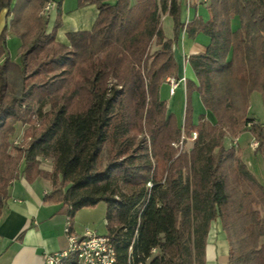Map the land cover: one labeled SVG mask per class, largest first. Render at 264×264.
Masks as SVG:
<instances>
[{
	"label": "trees",
	"instance_id": "trees-1",
	"mask_svg": "<svg viewBox=\"0 0 264 264\" xmlns=\"http://www.w3.org/2000/svg\"><path fill=\"white\" fill-rule=\"evenodd\" d=\"M50 1L0 0V214L12 179L40 176L51 186L44 200L61 203L71 219L105 203L114 264H204L216 219L228 264H264V181L224 143L226 133L249 132L264 161V120L248 112L253 92L264 106V0H201L208 17L187 22L182 0H77L98 13L89 30L66 34L68 46L56 41L60 13L50 30L40 13ZM182 32L208 42L187 56L196 83L185 79L179 125L159 88L176 78ZM9 35L19 41L16 58ZM193 91L213 123L203 114L192 121ZM192 131L189 146L174 145Z\"/></svg>",
	"mask_w": 264,
	"mask_h": 264
},
{
	"label": "crops",
	"instance_id": "crops-1",
	"mask_svg": "<svg viewBox=\"0 0 264 264\" xmlns=\"http://www.w3.org/2000/svg\"><path fill=\"white\" fill-rule=\"evenodd\" d=\"M182 1L184 22L192 16H201L203 19L208 17L204 5L187 7L185 0ZM50 2L52 7L48 11L47 28L50 30L57 14L60 13L61 24L56 31V41L67 46L66 34L68 32L89 30L97 17V8L92 3L80 6L77 0H51ZM164 16L166 15L162 17ZM9 42H11V47H8L9 54L12 58H16L19 41L8 36L7 43ZM207 42L208 37L204 34L198 33L190 38L186 32H182L174 48V56L177 61L175 79L184 77V80L179 82L172 94L169 91V82L166 80L159 88V97L165 100L167 113L174 114L179 125H182L184 116L185 79L196 83L187 56L192 52L203 50ZM191 103L194 123L197 122L200 114L212 123L215 121L213 115L203 106L196 91L191 93ZM246 147H249L248 142L247 145L240 146L241 159L254 175L261 173L257 161L261 165L259 158L262 157L257 159L256 153L253 150V153L245 150ZM40 166L49 170L51 161L44 159ZM257 178L264 181V173ZM50 191L49 180L40 176L28 179L20 173L9 182L7 197L0 214V264H43L44 252H52L65 247L63 227L66 220V209L61 203L44 200V196ZM72 225L75 229L81 230L75 225L74 219ZM204 264H228V243L218 219L212 221L208 229L204 247Z\"/></svg>",
	"mask_w": 264,
	"mask_h": 264
},
{
	"label": "built area",
	"instance_id": "built-area-1",
	"mask_svg": "<svg viewBox=\"0 0 264 264\" xmlns=\"http://www.w3.org/2000/svg\"><path fill=\"white\" fill-rule=\"evenodd\" d=\"M201 0H185L186 6L189 7L190 3L198 4ZM206 1V0H203ZM52 7L51 2L46 3L41 9L40 13H48ZM184 77L174 79L167 77L166 81L169 82V91L172 94L174 89L182 82ZM253 122H248L247 126ZM20 135L15 137L12 141L17 144L21 139ZM196 132L192 131L189 137L183 134L177 143H174L179 149L182 148L185 139H195ZM20 137V138H18ZM224 143L226 147L236 150L239 146L238 136H232L228 133L224 135ZM249 147L254 150L258 142L251 136L248 142ZM150 185V183H148ZM66 245L64 248L43 253V264H114L115 263V250L113 243L109 240L106 234H100L96 230L84 227L77 230L72 225L70 215L66 214V220L63 227Z\"/></svg>",
	"mask_w": 264,
	"mask_h": 264
},
{
	"label": "rangeland",
	"instance_id": "rangeland-1",
	"mask_svg": "<svg viewBox=\"0 0 264 264\" xmlns=\"http://www.w3.org/2000/svg\"><path fill=\"white\" fill-rule=\"evenodd\" d=\"M3 16H4V11H2L0 14V26H2V24L4 22ZM161 25H162V30H163L164 35L166 37H170L172 35V20L168 15L162 17ZM9 36L13 40L18 39L14 35H9ZM7 46L11 47V42L7 43ZM248 112L250 113V116L257 118L260 121L264 120V106H262L261 97H260V94L258 92H253L250 95ZM23 128H24L23 125H20L19 123L16 124L14 135H11V137L9 139L10 144L8 145L6 152L12 157H14L16 154L12 140L16 136H19L21 131L23 132V130H24ZM22 135L23 134H21V136H20L21 139H22ZM240 135H241V137H240ZM240 135L238 136L239 146L236 150H234L235 153H240V146L243 147V146L247 145V142H249V140L251 139V135L249 132H243ZM20 137H18V138H20ZM21 139H20V141H21ZM191 141L192 140L190 138L185 140L184 145L186 147L189 146L191 144ZM184 145H183V147H184ZM250 149H251L250 147H246L245 150L253 153L252 149L251 150ZM260 156L261 155L259 153H256L257 159ZM259 159H261L260 160L261 165L257 161L258 168L261 170V173H264V161H262V158H259ZM261 173H256L255 176L259 177ZM104 214H105V203L103 201H99L98 203H96L93 206L82 207L79 210H77L76 213L74 214L75 218L73 217V219H74L75 225H77L78 228H80V229H83L84 227H88V228L96 230L100 234H105L106 233V227H105Z\"/></svg>",
	"mask_w": 264,
	"mask_h": 264
}]
</instances>
